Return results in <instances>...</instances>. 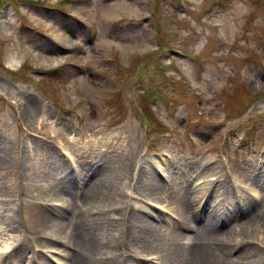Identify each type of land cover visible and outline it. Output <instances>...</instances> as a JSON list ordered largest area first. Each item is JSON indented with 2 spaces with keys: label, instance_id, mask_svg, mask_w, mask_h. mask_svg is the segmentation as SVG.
Instances as JSON below:
<instances>
[{
  "label": "rangeland",
  "instance_id": "rangeland-1",
  "mask_svg": "<svg viewBox=\"0 0 264 264\" xmlns=\"http://www.w3.org/2000/svg\"><path fill=\"white\" fill-rule=\"evenodd\" d=\"M0 22V149L8 153L0 218L9 214L17 227L11 232L0 222V264H64L59 254L40 251L46 243L67 248L41 237L39 219L54 217L47 200L63 196L59 186L84 192L97 164L116 170L131 163L134 179L120 185L123 205L145 214L142 203L162 217L145 216L152 227L169 238L171 231L185 235L173 249L167 239L160 254H149L133 244L140 219L118 214L113 230L107 218L102 230L107 239L114 235L116 249L109 264H182L193 231L173 213V196L189 185V174L226 180L231 200L222 206H255L264 215V0H0ZM59 33L71 49L52 46ZM28 97L38 106L26 122ZM64 126L71 138L61 140ZM152 179L160 203L140 195ZM209 204L201 199L197 213ZM226 217L214 228L237 224ZM254 238L238 244L263 251L261 264L264 244ZM6 241L11 247L1 252ZM19 242L28 245L21 254L12 249ZM234 248L215 244L212 253L221 264H247Z\"/></svg>",
  "mask_w": 264,
  "mask_h": 264
},
{
  "label": "bare ground",
  "instance_id": "bare-ground-1",
  "mask_svg": "<svg viewBox=\"0 0 264 264\" xmlns=\"http://www.w3.org/2000/svg\"><path fill=\"white\" fill-rule=\"evenodd\" d=\"M1 24L2 22H0V25ZM64 35L65 34L62 35L59 33L55 35L54 39H51L52 46L59 49V51L71 49V45L68 44L69 38ZM10 65L12 67V64ZM25 106L24 109H26V111L23 115L27 122L35 117L34 114L38 105L34 98L28 97ZM57 134L59 139H61L60 137L64 138L66 134H68V138H71L70 132L68 133L66 131L65 126L61 127ZM6 151L7 149L5 148L0 149V168H4L8 164V153ZM51 162L54 163L55 170L59 171L60 167L55 163L54 158L50 163ZM130 164L128 162V165L125 164V167L123 165L122 168L116 170L103 168V164H97V166L93 168L95 170L92 168L89 169V181L85 183L86 187L82 193L76 192L73 194L68 185L59 186L58 191L63 196H59L57 199L50 198L47 200L52 206L51 208L53 209L54 217L50 218V216H41V219H39V225H42L44 229H41L39 233H44L41 234V237L48 242H53L59 245L66 244L67 250L60 251L59 247L48 245L46 243L42 246L43 248L40 251L53 258L59 254L63 257L64 264L112 263L115 255L114 251L116 250L114 249V235H111V238L107 239V236H104V230H102V228L107 226V218H109L113 219L114 223H116V226L113 224L112 227L113 230H116L117 222L115 220L119 219L117 217L118 214L121 215L120 220L123 218L130 219L131 216H133L134 219L138 218L143 222V227L139 230V233L136 234L135 242L133 244L149 254H160L162 246L167 239H170L171 241L169 244L171 249L174 248L173 246L175 242L184 239L185 235L179 231H171V237L169 238L165 236V233L162 234L158 231V225H153L152 227V223L145 220L147 218L145 216L148 215L151 218L154 217L155 220L162 219H159L158 215L152 214V210L148 206H145L142 203L139 204L138 208L145 212V214H142L137 211V206L135 205L129 206L131 205L130 203L123 205L125 201L122 188L124 186L127 188L128 183L134 179L129 170H127V168L130 167ZM158 168L163 170V168L159 166ZM204 169L205 171L210 172L213 170L210 167H204ZM258 176L261 179L264 177V164L261 165ZM198 177L199 179L197 180ZM58 178L55 176V179ZM68 178L69 175L67 179ZM187 178L189 185L183 187V189L178 188V190H176V193L173 196L175 198L177 195L176 200H173L174 204H176L172 209L173 213L179 217L180 223L182 218H185L181 225L184 228H189L193 231L192 236H187L188 242H183L186 249L182 264H221L220 258L217 259L216 255L212 253V247L215 244H223L226 247L234 246V249L240 248L238 254H240V256L245 254L247 264H257V261L262 259L261 253L263 251L260 249L247 251L245 250L246 248H242V246L238 244V241L244 239L245 235L257 234V238L254 239L262 241L264 244V215L262 212L255 206H249L247 208L246 206L238 207L242 208L240 211H236L235 209L231 211L227 206H222L225 200H231L225 195V189L228 190L226 187L227 182L219 177L215 178L213 173L211 175H205V173L201 174L198 172L195 175L189 174ZM60 179H62V177ZM252 180V178H249L245 181V184H251ZM42 184L43 183H40V185ZM205 184L208 185L206 186ZM120 185L123 186L121 189ZM159 185V181L155 179L146 182L144 190L148 194L140 192V195L143 197H149V195H151L154 202L160 203L158 202V199L160 200V197L158 196ZM112 187H114V189ZM0 191L1 195L7 196V194L2 192V189H0ZM210 196L211 204L205 207L202 214L197 213V203L206 197L210 198ZM198 197L199 200H197ZM135 198L137 199L138 197ZM130 199L133 200L132 204L139 203L134 197H130ZM46 205H48V203H46ZM154 205L156 208H161L159 205ZM160 205L162 206V203ZM224 206L226 208H224ZM0 208L2 207L0 206ZM94 210L95 212L99 211V214H97L98 216H94V214L91 215L90 212ZM128 210L130 212H128ZM107 213H113V216L110 217ZM223 215H226V218L229 220L235 219L237 224H230L229 227L223 230H220L219 228L215 229V224H219ZM198 220H201L199 225L196 223L193 224ZM0 222L7 224L9 226V231L11 232L17 230V227L14 225V220L9 214L1 216ZM258 224H263V226H259ZM154 228H156V230ZM160 234L162 235L160 236ZM13 238L14 237L12 236L11 239ZM64 238H70V240L64 242ZM142 239L144 240L143 242H141ZM228 240L234 241V245L231 243L229 244ZM9 243L10 242L7 241L4 243L5 245L1 249V252L6 248L9 249L11 247L8 246ZM262 247L264 248L263 245ZM27 248L28 245L26 242H19L12 249H16V251H19L21 254L25 252ZM106 248L110 249L108 254L103 252L106 251ZM30 263L31 261L28 264ZM222 263L231 264L232 262L228 259H224L222 260Z\"/></svg>",
  "mask_w": 264,
  "mask_h": 264
}]
</instances>
